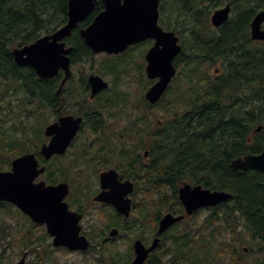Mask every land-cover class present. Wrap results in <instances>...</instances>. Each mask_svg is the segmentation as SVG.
<instances>
[{
    "label": "trees",
    "instance_id": "1",
    "mask_svg": "<svg viewBox=\"0 0 264 264\" xmlns=\"http://www.w3.org/2000/svg\"><path fill=\"white\" fill-rule=\"evenodd\" d=\"M227 4L231 6L232 13L223 29H229L226 33L229 39L236 38L240 34L244 35L253 17L264 9V0H160L159 24L164 30L174 32L182 40L184 38V42L188 43L189 52L192 53L191 60H203V54L208 50L209 45H219L218 41L209 40L219 36V34L207 33L212 29L209 22L210 15ZM103 9V0H97L92 14L82 24L87 26ZM67 11L68 0H0V61L8 63L10 70L12 63L5 46L10 49V46L16 44H28L38 38L42 32H54L66 24ZM237 29L241 33H235ZM72 39L75 41L74 49L70 54L72 65L91 60L93 54L77 32ZM236 44L230 41L223 48L226 50ZM188 50L184 48L182 55L185 56ZM232 54L233 52L229 53ZM257 54L252 58H243V61L250 62L249 71L253 69L251 72L256 75L258 95L256 99L241 101L247 111H242L240 116L242 146L251 129L257 126L263 127V133L257 137V142L252 146V151L255 152L261 151L264 146V49L257 51ZM4 68L0 66V70ZM11 69L15 73L16 81L12 96H21L19 102L22 107L17 108L14 118L18 125L12 123L8 130H4L1 123L11 120L6 111L0 108V143L8 150L13 149L14 156L18 157L38 152L39 146L43 143L42 133L48 123L47 117L54 115L56 119L57 109L61 108L63 102L66 103L64 98L66 87L60 95H56L59 84L57 78L40 80L30 69L21 70L20 67ZM195 85L197 86V83ZM84 97L82 93L78 96L71 95L73 100H77L71 101L77 109L73 112L80 111L78 102L81 103ZM2 101L6 100L2 99ZM146 105L152 108L148 103ZM67 109L66 106L61 111L66 112ZM195 109L192 125L195 127L194 132H197V138L184 140L178 138L176 143L169 131V137L157 146L156 138L153 137L154 128L153 131H147L133 125L129 129L130 133H127L129 130H125V150L117 146L120 150L118 157L121 164L125 165V170L128 169L132 173L131 176H140L141 180H145L143 185L147 201L144 208L148 207L152 210L151 208L157 204V207L166 210L165 214L179 210L177 189L182 183L200 184L206 189L224 191L232 195L230 200L209 211L199 226L193 224L192 230L179 236H170L171 242H167L170 238L168 235L160 236L156 251L166 243L170 247L171 244L175 247L167 264H176L175 260L180 262V259H184V254L187 256L186 259L191 258L194 261L193 264H221L228 252L231 264H245L241 256L244 247H240L246 244L242 239L244 233L263 244L256 250L257 253H262L264 249V174L256 171H233L221 155V143L214 140L219 133V129L215 130V123L220 118V112L214 109L206 110L199 104ZM181 119L184 120V124L179 130L186 133L188 115H183ZM169 122L168 126L175 125L173 115L170 116ZM201 131L204 132L200 133ZM145 150L148 151L146 162L143 157ZM80 158L78 157L79 160ZM61 173L58 176H63ZM46 176H55V174L49 168ZM54 182L50 178L49 183ZM135 208L136 204L133 203L132 211ZM141 208L142 211L147 210ZM160 217L161 214L158 212L156 218L150 221L152 233L156 232ZM147 218L140 216L136 219L120 220L125 222L126 227L134 226L140 229V227H148ZM117 227L119 228V225ZM142 240L146 243V239ZM130 258L129 255L124 264H129ZM161 260L162 258L155 257V253H152L148 258V264H163ZM254 264H264V258L256 259Z\"/></svg>",
    "mask_w": 264,
    "mask_h": 264
},
{
    "label": "water",
    "instance_id": "2",
    "mask_svg": "<svg viewBox=\"0 0 264 264\" xmlns=\"http://www.w3.org/2000/svg\"><path fill=\"white\" fill-rule=\"evenodd\" d=\"M96 2L97 0H68L66 24L49 36L13 50L16 64L31 67L40 79H52L62 71L64 75L60 84L62 87L72 75L69 59L72 48L66 47L63 40L70 37L77 25L92 14ZM159 3L160 0H103V11L80 31L81 38L93 54H118L129 46L148 39L154 40V45L145 55L147 79H158L144 95L145 100L151 105L160 100L175 76L173 60L182 49L179 38L173 32L165 31L159 26ZM230 13L229 4L216 9L210 16L211 26L219 28L224 25ZM263 24L264 9L251 20L252 40L264 41ZM88 85L91 98L107 88V82L93 74L88 77ZM81 121L79 117L61 115L57 121L46 126L44 135L49 137L50 141L41 146L42 157L49 160L54 155L64 154L79 131ZM230 168L233 171L253 170L264 174V148L259 155H246L234 160ZM43 172L44 168H38L33 154L14 159L11 171H0V198L18 206L34 222L46 224L53 247H64L69 251H86L89 248V241L80 235L81 216L69 211L63 201L68 194V185L61 183L46 186L43 182L34 184V179ZM117 176L113 169L100 174L103 191L95 200L112 205L118 214L128 218L131 211V199L128 195L133 190V184L130 181L120 183ZM106 189L109 191L105 192ZM231 197L232 195L227 192L211 191L199 185L192 187L184 184L179 190V200L187 216L199 208L215 207L225 203ZM183 218L165 214L158 222L156 236L149 247H145L140 240L134 241V258L130 264H147L149 254L157 248L159 235ZM116 235V230L110 232L111 237ZM22 263L20 261L18 264Z\"/></svg>",
    "mask_w": 264,
    "mask_h": 264
},
{
    "label": "flooded vegetation",
    "instance_id": "3",
    "mask_svg": "<svg viewBox=\"0 0 264 264\" xmlns=\"http://www.w3.org/2000/svg\"><path fill=\"white\" fill-rule=\"evenodd\" d=\"M94 18L95 16L93 17V19ZM250 23L248 26L249 28L247 31H245L244 35L240 34V36L236 38H232V39H229L226 35L229 29H223L225 24L219 28H216V29L212 28L209 31H207V33L219 34L217 38L209 39V40L218 41L219 45L218 46L209 45L208 50H206V52L203 54L204 59L198 60V61L191 60L192 53H190L188 50L189 48L188 43L186 44V41L185 42L183 41L182 43V39L178 36L179 43L182 49H181V53L177 57H175V59L173 60V65L176 68L175 76L173 77L166 91L164 92V94L162 95V97L157 103L151 105L145 100V98L144 100L152 107L159 105L165 98L166 94H168V92L172 88V83L177 78L178 71L180 70L182 66L187 67V71H186L187 75H186L185 81L188 83L187 94H188L189 99L186 100L187 105L184 111L175 112L172 114L174 117L175 125L168 126V124H170L169 122L170 119L167 121L157 120L156 126L154 128V135H153V137L156 138L157 146L158 144H160L162 141H165V139L169 137V131L171 133L170 136H173L174 142L176 143L178 142V138L179 140H184L185 138L192 139L193 137L197 138L196 137L197 132H194L195 127L194 125H192V122L194 120V113L196 110L195 107L198 106L199 104V105H203L206 108V110L214 109V111L217 110L220 112V118L216 120V123H215V130L219 129V133L216 134V137H214V140H216L217 143H221L220 146L222 147V150L221 149L220 150H221V155L224 161H227L229 164H231L234 160L238 158H242L246 155H259L262 152V149L264 148V146H262V149L259 152L252 151L253 150L252 146L254 145V143L257 142V137L261 135V133H263L262 126H257L256 128L251 129L248 133L244 146L241 145L242 125L240 124V122L242 119H240L241 118L240 116H241L242 111H245V112L247 111L246 110L247 108H244L242 106L243 104L241 103V101L247 100V99H250V100L256 99L258 95L256 91V86L258 85L256 75L252 74L251 70L253 69L249 71V69L251 68L250 62L243 61L244 60L243 58L255 57L258 55L257 51L264 49V41H256V40L251 39ZM87 26L83 25L82 23L78 24L77 27L72 31L71 36L63 40V42L66 44V47L72 48L71 52L74 49V42H75L74 39H72V36H74V34L77 32L79 36L81 37L80 31L86 28ZM262 29L264 30V24L262 26ZM238 32L241 33L239 29L235 30V33H238ZM52 33L42 32L40 33L38 38H36L34 41L28 44H24V45L16 44L15 46H10V49L8 48V46H5V48L9 51L8 56L11 59L10 61L12 63L11 64L12 67L14 68L20 67L22 68L21 70L30 69L35 74L34 70L31 67L17 65L13 57L12 51L15 49H20L25 46H28L34 43L39 38L44 37V36H49ZM209 40L208 42H211ZM230 41L236 42L237 44L234 45L233 47H228L225 50L224 49L225 44ZM146 42H148V45H150V48L154 45V40L148 39L136 45L129 46L125 51L118 53V54L100 53L97 55H106L107 57H110L112 59L125 57L127 52L135 49L137 46L144 44ZM219 46L221 47L217 49V47ZM215 47H216V51H215ZM184 48L188 50V53H186L185 56L182 55ZM148 50L146 51V53L148 52ZM71 52L69 53V59H70ZM232 52L233 54L229 55V53H232ZM145 55H144V59H145ZM84 62L85 61L80 62V63H84ZM70 64H71L72 76L62 87H60L61 81L64 78L62 71H60L56 77L52 78V79L57 78L59 80L56 95H60L62 93V90L66 86L72 83L73 71H74L73 68L75 65H72L71 60H70ZM194 65H199V68ZM0 66L5 67L4 69L0 70V103L2 102V106L0 108L2 110H5L7 115L10 116L12 115L14 111L17 110V107H18L17 96L16 95H15L16 97L12 96V90L16 87L15 73L11 69L12 67L10 68V70L8 69V63L6 62L0 61ZM106 67H107L108 72L114 68V66H110L109 64ZM92 74L96 75L94 73H91L84 80H81L80 78L78 81L80 92L84 94L85 96L84 99L80 101L81 103L78 102L80 111L73 112V113H70L67 111L66 112L61 111L62 108H65L67 106L65 102L62 103L61 108L57 109L58 116L56 120L61 115L62 116L72 115L74 117L81 118L82 121H81V126H80L79 131L77 132L75 138L70 143L65 153L62 155H54L51 157V159H54L56 157L61 158V157L68 156L70 154L69 152L70 149L74 147V144L78 140V137L80 136L81 133H84L86 129H87V132L93 136L94 145L98 143V140L96 138L97 135L101 136V135L106 134V131H105L106 128L104 127L103 113L106 112L111 106V102H112L111 97L109 96L110 97L109 98L108 95H105L107 91L110 89L109 88L110 85L106 80H104V78L100 76L105 82H107V88L100 91L93 98H91V91L88 85V77ZM37 78L40 79L39 77ZM52 79H40V80H52ZM157 81L158 79L153 80L151 86ZM196 83H197V86L195 85ZM175 95L176 97H179V93L177 91ZM1 98L6 101L5 102L2 101ZM15 102H16V105L15 107H13V104ZM198 113H200V110H198ZM183 115H188V119H189L188 125L186 126V130H185L186 133L179 130L180 128H182L184 124L183 123L184 120L181 119ZM91 128L92 130H90ZM121 132L123 133L119 136L118 140H119L120 146L125 150V126L122 127ZM181 132L182 134H180ZM203 132L204 131H201L200 133H203ZM203 135L201 137H203ZM207 137L209 136L207 135ZM46 138H48L47 142L43 144H47L50 141L49 137H46ZM5 149L6 148L0 143V150H5ZM6 150H7L6 155L7 156L10 155V158L13 156L14 158L9 160L10 165L7 169H0V171L2 172L11 171L12 161L18 157L26 155V154H23L17 157V156H14L15 154L13 153V149L8 150L7 148ZM29 154H33L35 156L38 162L39 168H44V172H45V173L44 172L41 173L39 176H37L34 179L33 181L34 184L43 182L46 186L57 185L59 183H65L68 185V194L66 195L63 201L67 204L69 211L77 213L78 215L81 216V219L79 221L80 235L84 236L89 241L90 243L89 248L93 246L94 243L92 240L95 239L91 231L85 230L84 225H83V222L87 217V210L89 208H93L97 206V208L100 207L105 210L106 218L105 217L104 219L102 218L101 222L104 223L105 221L106 230H100L99 238H101L102 244L103 243L105 244L108 241H111V239L109 240V238H107V231L109 232L108 234H110V232L114 229L118 231V228H115L111 224H107V220L113 219V216L111 213L115 214V218L118 220L119 219L125 220V217L118 214L112 205L106 204L103 202H98L95 200V198L103 191L101 187V183H100V174L110 169H113V168L101 169L99 171L98 176H97L96 187L92 189V191H90L87 195H85L84 199L82 200L81 192L80 194L78 193L77 191L78 188L76 186V183L73 180L69 181L67 178H65L64 175L63 176H46L47 170L49 168L47 162L50 161L51 159L45 160L40 154V148L37 153H29ZM0 157H5V155H1ZM143 157H144V162H146L148 160L147 150L143 152ZM122 166H123L122 168H116L113 170L117 172L118 174L117 180L120 183H124L125 181H130L133 184V190L128 195V197L132 201V196H134L136 192H138V187H139L138 182L139 181L142 182V187H144V191H146L145 186L143 185L145 180L144 179L141 180L140 176H131L132 173H130V171L128 173L129 176H125V165H122ZM142 177L144 178V176ZM50 178H52L55 182L52 184L49 183ZM184 184H188L192 187L199 185L202 188H204L200 184H190V183H182L178 187L177 200L180 204L179 210L174 211V213L169 212L166 214H171L175 217L183 216L184 218L180 222L172 225L168 230L173 228V226L185 223L187 219L189 218L192 219L194 218L195 215L203 213L204 211H207L209 213V211L216 209L220 205L219 204L215 207L199 208L197 209V211L192 213L190 216H187L185 214V208L182 205L181 201L179 200V190ZM104 191L105 192L109 191V189H106ZM211 191H218V190H211ZM133 203L134 202L132 201V204ZM164 215L165 214H163L159 218V220ZM206 216H204L202 219H205ZM166 232H164L163 234H165ZM50 240H52V238L48 234L46 224L34 222L32 218L28 214L23 212L18 206H16L15 204L7 200L0 198V264H18L20 261L23 262L22 264H44L49 254L48 251H49V241ZM246 250L247 248L244 247L243 251L246 252ZM243 254H246V253H243Z\"/></svg>",
    "mask_w": 264,
    "mask_h": 264
},
{
    "label": "rangeland",
    "instance_id": "4",
    "mask_svg": "<svg viewBox=\"0 0 264 264\" xmlns=\"http://www.w3.org/2000/svg\"><path fill=\"white\" fill-rule=\"evenodd\" d=\"M182 41H184V38ZM149 48L150 45L146 42L127 52L125 57L116 59H112L106 55H93L91 60L79 63L73 68L72 83L66 86V94L64 95L68 112L73 113L76 109L71 101L77 100H73L71 95L78 96L81 93L78 85L79 79L81 78V80H84L91 73L101 76L109 83L110 89L105 95H108V97L110 96L112 100L110 108L103 113L106 134L96 136L98 140L97 144H93V136L89 134L86 129L84 133L80 134L78 140L74 144V147L70 149V154L68 156L61 158L56 157L47 162L50 171L54 173L55 176H58L62 171L63 173L61 174H63L65 178L69 181L73 180L76 183L78 188L77 191L79 194L81 192L82 200L85 195L96 187L97 176L101 169H116L123 167L118 157L120 150H118L119 147H117L120 146L118 138L123 133L121 132L123 126H125V130H129L133 127V125H135V127L138 126L140 129L153 131L157 120L167 121L173 113L182 112L186 109V100L189 99L187 94L188 83L183 81V77L187 74V67L183 66V68L181 67L178 71L177 78L173 81L172 88L168 94H166L163 101L155 107H147V102L144 100V94L153 82V80L147 79L145 75L146 62L144 55ZM108 64L110 66H114V68L109 72L106 67ZM194 66L199 68V65ZM176 91L179 93V97H176ZM17 99V108L21 109L22 104L19 102V100H21V96H17ZM15 105L16 102L13 104V107H15ZM16 114L17 110L14 111L12 115H8V118L11 121H2L1 125L4 127V130H8L12 123L17 124V121L14 119ZM55 120L54 115H49L47 117V125ZM130 132L131 130L127 133ZM47 139L48 138H46L42 133V142H47ZM6 152V149L0 150V156L5 155V157H0V169H7L10 165L9 160L14 158L13 156L10 158V155L7 156ZM80 156H84V158H80ZM127 170L128 169L125 170V176H129V171ZM138 183V192L132 196V201L136 204V208L131 212L130 218L136 219L140 216L148 217L147 228L140 227V229H137L134 226L133 228L128 226L126 227L125 222H122L120 219H116L115 214L110 212L113 219L107 220V224H111L115 228L119 225V228L117 227L118 235L110 237L108 234L109 232L107 231V238L112 241L102 244L101 238H99V232L100 230H106L105 221L104 223L101 222L102 218H106V212L103 208H97V206L89 208L83 225L85 230L91 231L93 237L95 238L92 240L94 247L85 254H81L77 252H69L65 249H55L51 245L50 240L49 254L44 264H124L127 262L129 255L131 256L130 261H132L134 257L132 245L135 239L139 237L138 239H140L146 246H149L155 234L152 233V223H150V221H153L156 218L158 212L162 216L166 211L163 208L157 207V204L151 208L152 210L148 207L144 208L147 197L144 192V187H142V182L139 181ZM141 207L147 210L142 211ZM207 214L208 212L204 211L192 219L189 218L185 223L173 227L170 231L166 232L165 235H168V237L175 235L179 236L190 229L192 230L193 224L199 226L202 218ZM142 239H146V243L144 242L145 240L143 241ZM171 239L172 238L170 237L167 242H171ZM242 239L246 242V244L240 247L247 248L246 252H244L246 254L241 253L245 264H254L256 259L264 258V249L262 253L256 252V250L262 247L263 244L259 241H254L250 235L245 233L243 234ZM174 249L175 247L172 244L170 247V245L166 243L159 248L158 251L153 253H155V257L157 256L158 258H162L161 262L163 264H167L172 257L171 253ZM182 250L184 251L185 249ZM186 257V254H184V259H180V262L175 260V263H194L191 258L186 259ZM223 259L224 260L221 264H231L229 262V252L226 253L225 258ZM225 259H227L228 262Z\"/></svg>",
    "mask_w": 264,
    "mask_h": 264
},
{
    "label": "bare ground",
    "instance_id": "5",
    "mask_svg": "<svg viewBox=\"0 0 264 264\" xmlns=\"http://www.w3.org/2000/svg\"><path fill=\"white\" fill-rule=\"evenodd\" d=\"M231 13H232V10H231ZM231 13H230V14H231ZM215 29H216V28H215Z\"/></svg>",
    "mask_w": 264,
    "mask_h": 264
}]
</instances>
